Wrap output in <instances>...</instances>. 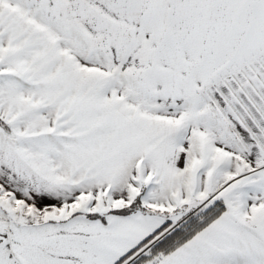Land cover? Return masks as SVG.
I'll list each match as a JSON object with an SVG mask.
<instances>
[{"label": "snow or ice", "instance_id": "6c2138e0", "mask_svg": "<svg viewBox=\"0 0 264 264\" xmlns=\"http://www.w3.org/2000/svg\"><path fill=\"white\" fill-rule=\"evenodd\" d=\"M0 264H264V0H0Z\"/></svg>", "mask_w": 264, "mask_h": 264}]
</instances>
